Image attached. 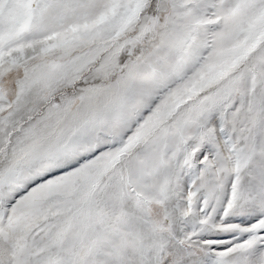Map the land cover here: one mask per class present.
I'll return each instance as SVG.
<instances>
[{
  "label": "snow or ice",
  "instance_id": "snow-or-ice-1",
  "mask_svg": "<svg viewBox=\"0 0 264 264\" xmlns=\"http://www.w3.org/2000/svg\"><path fill=\"white\" fill-rule=\"evenodd\" d=\"M0 264H264V0H0Z\"/></svg>",
  "mask_w": 264,
  "mask_h": 264
}]
</instances>
